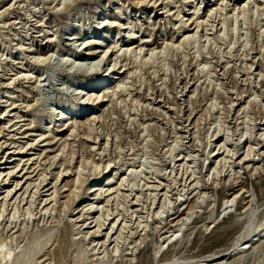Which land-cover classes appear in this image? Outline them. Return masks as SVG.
Returning <instances> with one entry per match:
<instances>
[{
	"label": "rangeland",
	"instance_id": "rangeland-1",
	"mask_svg": "<svg viewBox=\"0 0 264 264\" xmlns=\"http://www.w3.org/2000/svg\"><path fill=\"white\" fill-rule=\"evenodd\" d=\"M60 1L0 0V264H264V0ZM91 40L113 51L102 74L128 68L98 103Z\"/></svg>",
	"mask_w": 264,
	"mask_h": 264
},
{
	"label": "bare ground",
	"instance_id": "bare-ground-1",
	"mask_svg": "<svg viewBox=\"0 0 264 264\" xmlns=\"http://www.w3.org/2000/svg\"><path fill=\"white\" fill-rule=\"evenodd\" d=\"M60 1V0H59ZM63 1V0H62ZM62 1H60L61 3H62ZM255 2L257 1V0H254ZM64 3H66L67 2V0H64L63 1ZM63 3V4H64ZM143 3V1H141V4ZM150 2H146V3H143L144 5H146L147 7L149 6L148 4H149ZM250 3V1H248V4ZM162 4V3H161ZM161 4H159L158 2H154L153 4H150L151 6H153L154 7V10L155 9H157ZM240 6V5H239ZM246 6V5H245ZM146 7V8H147ZM244 8V7H243ZM168 12V11H167ZM190 13H195V11H192V12H190ZM199 13V12H198ZM190 19V18H189ZM107 21V20H106ZM106 21H104L102 24H101V27H107L108 25H110V26H118V24L116 23L115 24V21L113 22H110V23H107ZM197 22H199V21H197ZM193 23V22H192ZM186 24V23H185ZM203 24V23H202ZM201 23H197L196 25H195V27H190V26H185L184 25V23H183V25L184 26H182V28H184V33H186L187 32V35H185L186 36V38H190V37H192V35L193 34H191L190 32L192 31V30H194L195 28H198L200 25H202ZM119 25H120V23H119ZM123 25V24H122ZM121 25V26H122ZM191 25V24H190ZM129 27V26H128ZM98 28V27H97ZM120 29H122V28H120ZM182 31V30H181ZM49 33V35L51 34V32H48ZM183 34V33H182ZM129 37L131 38V39H134V38H136L137 36H136V34H134V33H130V35H129ZM74 38H76L77 40H79V38H80V35L78 36V35H75V36H73L72 38H68V36H66V35H62V40H63V42H65L67 45H76L75 44V42H73L72 40L74 39ZM56 39L54 38V37H51V38H49L48 40H47V42H52V41H55ZM69 40V41H68ZM57 41H58V39H57ZM60 41V40H59ZM67 41V42H66ZM151 40H148V39H145V40H143V42H142V44H148V42H150ZM96 44H101L102 45V42L101 41H98V40H91V41H87V43H85V41H84V43L82 42V43H80L78 46L79 47H81V46H83L84 48H86V47H90L89 49H87V51H85V52H83V53H81V54H79L78 53V51H77V53H76V56H79V57H81L83 60H86V61H90V63H89V66L86 68V70H87V72H89V71H93V70H95V72H94V77L93 78H91L90 80H88V83H86V85H87V88H88V90L89 91H93V90H97V94H95V93H91V94H89V96H88V101L87 102H91V101H97L96 103H98V101L99 102H102L103 100H102V97L103 96H106L105 95V93H103V95L101 94V93H98V90H100L101 88H105L107 85L109 86L111 83H112V79H114V78H117L116 77V75H113V74H123L124 72H126L127 71V69L128 68H125V70L124 71H122V69H120L122 66L120 65V67H117V63H115L114 65H112V70L106 75V74H102V68L104 67V65L106 64V62H107V60H108V58H109V56L113 53V51L111 52V54H109V56L105 59V57H106V55H107V53L109 52V49H105V50H101V49H99V48H94V49H92L91 48V46L92 45H96ZM108 48V47H107ZM131 48H133V47H130V48H127L126 49V51L128 50V49H131ZM140 48H142V47H140ZM26 48H23V50H25ZM133 50V49H132ZM141 50V49H140ZM27 51H29L30 52V54H34V55H37V54H46L47 52H45V50L44 49H42V48H28V50ZM82 51V50H81ZM45 57H43V59H50L51 58V56H52V54L51 53H49V54H47V55H44ZM33 57V56H32ZM38 58H41L42 59V57L40 56V55H38ZM42 59V60H43ZM105 60V61H104ZM104 61V65H102L103 67H101V68H99L100 66H101V63ZM34 62H35V60H34ZM115 62V61H114ZM253 65V64H252ZM252 65L250 66V69H252ZM247 68H248V66H247ZM119 70V71H118ZM264 70V69H263ZM254 71V70H253ZM253 71H251V73L253 72ZM105 73V72H104ZM247 73L249 74V71H247ZM22 76L21 77H23L24 76V74H21ZM27 76H25V78L27 77V78H30L31 79V75H29V74H26ZM262 76H263V78H264V73H262L261 74ZM20 77V76H19ZM121 76H119V78H120ZM262 78V79H263ZM4 79H7V78H5V75L3 74V73H0V84H2V85H4L5 84V82H3L2 80H4ZM38 80H41V78H37L35 81H38ZM102 86V87H101ZM6 87H10L9 86V82H8V84H6ZM118 87H120V86H118ZM79 92H82V91H79ZM78 92V93H79ZM11 97H13V96H11ZM240 99H242L241 97H240ZM161 101V100H160ZM11 104H13V105H15V103H11ZM11 104H9V105H11ZM93 103H91L90 105H92ZM11 107V106H10ZM16 106H14V108H15ZM18 107V106H17ZM14 108H12L11 110H13ZM85 108H87V107H85ZM10 110V111H11ZM78 114H80V112H77ZM81 113H84V111L83 110H81ZM78 114H75L74 113V115H78ZM83 115V114H82ZM2 117V116H1ZM67 116L66 115H61L60 116V119H62V118H66ZM23 120H26L25 118L23 119ZM19 120H17V122H18ZM26 124V123H25ZM24 126V125H23ZM20 127H21V125H20ZM32 126H27V129H29V128H31ZM66 129H68V125L67 124H64L63 126H61L60 128H57L56 130V132H61V131H64V130H66ZM29 135H35V134H29ZM37 135V134H36ZM52 135L51 134H49V135H47L44 139H48V138H52L51 137ZM4 137V136H3ZM26 137V136H25ZM40 137H43V135H41ZM252 137V136H251ZM40 140V139H39ZM262 140V139H261ZM29 144H31V143H29ZM46 144H51V142H46L45 143V145ZM44 145V144H43ZM32 146V145H31ZM23 148V147H22ZM50 151H52V150H50ZM15 152V151H14ZM24 151H22L21 152V150L20 151H18L17 152V154H20V153H23ZM223 152H217V151H212L211 152V154H213V157H216V158H218V156H220V154H222ZM14 159H17V158H14ZM30 159V158H29ZM182 159H184V157H182L181 159L179 158V160H182ZM224 159V158H223ZM221 161V160H220ZM55 162V161H54ZM111 162V161H110ZM110 162H108L107 163V166L105 165V167H103L101 170H99V172H97V174H96V176L98 177V176H100L102 173H108L109 171H111V169L109 170V167L111 166V164H110ZM4 163H9V162H4ZM16 166H17V164H16ZM19 166V165H18ZM9 167H11V166H5L4 167V169H8ZM13 167V166H12ZM29 167V166H28ZM112 167H114V166H112ZM15 168H17V167H14L13 168V170H9V171H7V173L5 174V175H15L14 174V169ZM71 168V167H70ZM70 168H66L65 169V171L63 172V171H60L57 175H58V177H57V179H56V182H55V185L54 186H51V187H47V189H45L46 191H50L52 188H55L56 190H57V192H59V187L58 186H60V184L58 183L59 182V179H64V177H66V176H68V177H70L71 176V174H72V172H68V171H70ZM12 169V168H11ZM32 173L33 172H35V169L34 170H32L31 171ZM2 173L3 172H1L0 173V175H2ZM39 173V172H38ZM78 173V172H77ZM41 174V173H40ZM79 174V173H78ZM13 176H11V177H13ZM81 176V175H80ZM79 175H78V180L82 183V180L80 179L81 177H80ZM28 177V179L30 178L29 176H27ZM44 177H46V176H44ZM43 177V178H44ZM98 179V178H97ZM45 180H47V178H44V179H41V181H40V185L42 184V183H44L45 182ZM111 180L112 179H110V177H109V179H108V183L109 182H111ZM77 181V180H76ZM75 180H73V182L75 183L76 182ZM7 183H9V182H6L5 181V183H4V185H6ZM70 181H67L66 183H65V186H67V185H70ZM18 184H20V181H17V185ZM32 184V183H31ZM38 185V188H39V184H37ZM36 185V186H37ZM47 184H45L44 186H46ZM30 186V185H29ZM64 187V186H63ZM78 188L80 187V185L79 186H77ZM44 188V187H43ZM20 189V188H19ZM67 189H69V188H66L65 190H67ZM100 188H98V187H96L95 186V184H93L91 187H89L88 188V192H87V194H93L95 191H97V190H99ZM103 189V188H102ZM37 190H39V189H37ZM55 190V191H56ZM12 191H13V189L11 188V189H9V190H7V194L5 195V197L4 198H6V196L8 197L9 195H10V193H12ZM56 192V193H57ZM15 193H16V191H15ZM37 193H40V191L39 192H37ZM42 193V192H41ZM54 192H51L50 193V195L51 194H53ZM62 193V192H61ZM74 194H76V195H74ZM98 194V193H97ZM103 194V193H102ZM14 195V194H13ZM46 195V194H45ZM48 195V194H47ZM78 196H80V189H79V191H74V193H73V196H72V200H73V203L74 202H76L77 200H76V198L78 197ZM95 196H97V195H95ZM12 198V197H11ZM95 198H99V196H97V197H94V198H88V200H90V199H95ZM48 199V198H47ZM47 199L45 200V201H47ZM78 199V198H77ZM5 200H7V199H5ZM230 200V199H229ZM51 201H52V199L49 201V202H46L45 204H44V206H43V209L44 208H46V210L48 211V206L47 207H45L46 205H48V204H50L51 203ZM227 202V201H226ZM71 203H72V201H71ZM90 204V203H89ZM70 207H71V205H70ZM69 208V207H68ZM91 209V210H90ZM87 210H90V211H86V212H90L89 214H92V213H95V212H98L100 209L99 208H95L94 209V206L93 205H90V207L87 209ZM68 211V210H67ZM69 211H71L70 209H69ZM73 211V210H72ZM46 212V211H45ZM44 212V213H45ZM47 213V212H46ZM186 212H184V210L183 211H181V212H179V210H178V212H173L171 215V217L170 218H172L173 220H172V223H170V226H169V228H168V230H165L163 233H165V235H164V238L165 239H167V235L166 234H168V232L170 231V230H172V231H175V228L179 225H182L184 222V220H185V217H184V214H185ZM106 214H108V215H110L111 213H109V212H107ZM118 215V214H117ZM116 215V216H117ZM116 216H114L113 218H111V221L112 220H114V218L116 217ZM168 216V215H167ZM98 218H100V215H99V217ZM98 218H96V224L94 225V226H96L97 225V228H98V230L96 229V231L97 232H102V230H101V228H102V226L103 225H105V221L103 222L102 220H99ZM85 218H83V220H84ZM87 219V218H86ZM104 219H106V218H104ZM108 219H110L109 217H107V220ZM122 221V220H121ZM93 221H91L90 223H92ZM86 221L83 223V229H85V228H90V227H94V226H88V224L86 225ZM109 224H110V222H109ZM113 224H115V222H113ZM120 224H121V222L118 224V226H117V230H118V228H119V226H120ZM123 228V226L121 227V229ZM112 229H114V225H112ZM121 229H120V231H121ZM117 230H116V232H117ZM83 231V230H82ZM116 232H114V233H116ZM65 233V232H64ZM95 233V232H94ZM114 233L110 236V238L114 235ZM66 234V233H65ZM68 235V234H67ZM98 236H100L99 234L97 235V237ZM117 239V238H116ZM69 241V240H68ZM94 242H95V239H94ZM100 243V241L99 242H97V244H99ZM110 243V242H109ZM96 244V245H97ZM106 243H105V241L103 240V242L101 243V246H103V245H105ZM106 246V245H105ZM228 253L225 251V252H220V253H215V255H213L212 257H210L209 258V260H214V259H218L219 258V256L220 255H223V256H225V255H227Z\"/></svg>",
	"mask_w": 264,
	"mask_h": 264
}]
</instances>
